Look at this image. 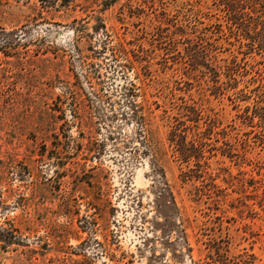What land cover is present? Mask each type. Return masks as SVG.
<instances>
[{
    "label": "rangeland",
    "instance_id": "rangeland-1",
    "mask_svg": "<svg viewBox=\"0 0 264 264\" xmlns=\"http://www.w3.org/2000/svg\"><path fill=\"white\" fill-rule=\"evenodd\" d=\"M0 264H264V0H0Z\"/></svg>",
    "mask_w": 264,
    "mask_h": 264
}]
</instances>
